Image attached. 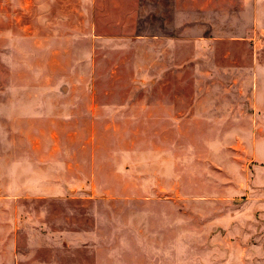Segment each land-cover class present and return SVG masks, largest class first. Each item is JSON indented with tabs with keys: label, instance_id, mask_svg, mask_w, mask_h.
<instances>
[{
	"label": "rangeland",
	"instance_id": "374dc122",
	"mask_svg": "<svg viewBox=\"0 0 264 264\" xmlns=\"http://www.w3.org/2000/svg\"><path fill=\"white\" fill-rule=\"evenodd\" d=\"M209 2L0 0V264H264V27Z\"/></svg>",
	"mask_w": 264,
	"mask_h": 264
},
{
	"label": "crops",
	"instance_id": "0c3cea01",
	"mask_svg": "<svg viewBox=\"0 0 264 264\" xmlns=\"http://www.w3.org/2000/svg\"><path fill=\"white\" fill-rule=\"evenodd\" d=\"M203 2V1H201ZM241 2V9L244 7V9L251 11V23L250 26L248 28V34L251 35V38H255L257 36V28L258 27H264V0H240ZM213 3L214 6V11L217 9V4H221L220 0H210V2L208 3V7L207 5L204 7H200L202 10H204V8H206L205 10H208L210 8V5ZM244 4V5H243ZM220 7V6H219ZM210 10V9H209ZM200 25L201 27L204 25H208L210 26L211 23L210 21H203V18L200 19L199 22L195 23ZM188 25H191L190 23ZM188 25H186L185 27H187ZM186 31V30H185ZM185 34H188L187 32H185ZM190 35V34H188Z\"/></svg>",
	"mask_w": 264,
	"mask_h": 264
}]
</instances>
